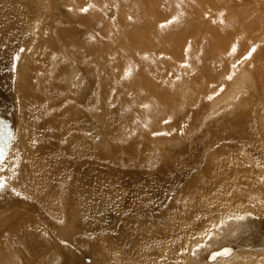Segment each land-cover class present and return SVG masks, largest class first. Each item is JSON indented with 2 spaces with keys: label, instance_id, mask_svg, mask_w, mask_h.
I'll list each match as a JSON object with an SVG mask.
<instances>
[{
  "label": "rangeland",
  "instance_id": "1",
  "mask_svg": "<svg viewBox=\"0 0 264 264\" xmlns=\"http://www.w3.org/2000/svg\"><path fill=\"white\" fill-rule=\"evenodd\" d=\"M8 128L0 264H264V0H0Z\"/></svg>",
  "mask_w": 264,
  "mask_h": 264
},
{
  "label": "water",
  "instance_id": "2",
  "mask_svg": "<svg viewBox=\"0 0 264 264\" xmlns=\"http://www.w3.org/2000/svg\"><path fill=\"white\" fill-rule=\"evenodd\" d=\"M5 134L2 136V141L0 138V162L5 158V156L8 154V150L10 147L11 142V131L10 129H6Z\"/></svg>",
  "mask_w": 264,
  "mask_h": 264
},
{
  "label": "snow or ice",
  "instance_id": "3",
  "mask_svg": "<svg viewBox=\"0 0 264 264\" xmlns=\"http://www.w3.org/2000/svg\"><path fill=\"white\" fill-rule=\"evenodd\" d=\"M21 51H23V49H21ZM253 51H254V49H253ZM249 55H251V53H249ZM3 187H4V185L0 184V189H2Z\"/></svg>",
  "mask_w": 264,
  "mask_h": 264
}]
</instances>
